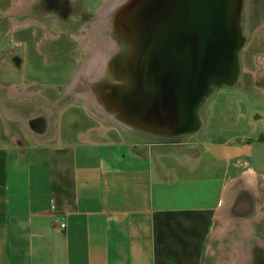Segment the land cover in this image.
<instances>
[{"label":"crops","instance_id":"crops-1","mask_svg":"<svg viewBox=\"0 0 264 264\" xmlns=\"http://www.w3.org/2000/svg\"><path fill=\"white\" fill-rule=\"evenodd\" d=\"M35 1L0 0V17L25 18L0 44V264H203L233 192L264 191V0L227 102L238 127L196 149L66 103L82 46L48 0L29 15Z\"/></svg>","mask_w":264,"mask_h":264},{"label":"water","instance_id":"water-1","mask_svg":"<svg viewBox=\"0 0 264 264\" xmlns=\"http://www.w3.org/2000/svg\"><path fill=\"white\" fill-rule=\"evenodd\" d=\"M242 2L128 0L116 7L111 34L123 44L102 98L126 124L156 137L197 130V110L211 90L237 82Z\"/></svg>","mask_w":264,"mask_h":264},{"label":"rangeland","instance_id":"rangeland-1","mask_svg":"<svg viewBox=\"0 0 264 264\" xmlns=\"http://www.w3.org/2000/svg\"><path fill=\"white\" fill-rule=\"evenodd\" d=\"M69 1L48 0V3H50L48 10L54 13L58 11L57 15L60 18L62 26L72 31L81 44L83 55L82 63L78 69L79 72L84 68L88 57L96 51L94 49H96L99 41L102 42L104 47L110 43L112 27L110 19L105 22L103 19H99L98 15L102 8L105 7L106 0H76L77 2L73 4H70ZM242 4L243 8L239 17V27L244 40L238 53L239 74L237 82L233 86L214 87L211 90L209 96L205 98L197 110V121L199 122L197 130L190 133L156 137V141L160 140L159 142L170 144V147L173 148L196 149L203 142L226 139L232 133L229 130L235 126L236 128L238 127L237 124L233 123L238 109L234 113L232 108L227 106V102L233 101L234 96H241L236 91L241 85L240 81L245 86L248 83V76L243 74L240 63L244 47L247 46L244 34L248 30L247 15L248 10L252 6V1L243 0ZM33 5V10L31 9L28 12L29 15H32L38 6L44 8L46 3L45 0H36ZM44 9L46 10V8ZM70 18L74 20L72 21ZM24 19L22 15H17L15 21H10L6 17H0V44L5 39V32L11 26L22 24V20ZM101 23L106 24V28L103 31H101ZM115 42L117 49L120 51L123 43L120 44L116 39ZM102 53L106 54L108 52L102 50ZM107 64L109 72H102L101 76L98 75L97 71L99 65L97 67L92 65L89 68L88 75L84 76V80L79 81L77 79L79 83H77L76 89H71L77 78L75 76L71 85L65 89L66 96L64 101L67 103L75 100L78 103L86 105L91 112L100 118L106 119L111 117L116 124L125 125L126 122L122 121L115 111H112L109 103H107L106 99L102 98V94L100 93L101 89L109 84L110 78L108 74L113 71V64H110V62ZM112 79L115 83H119L116 77ZM79 96H86L88 98H85V100ZM228 118L229 120H227ZM129 126L133 127L132 125ZM133 128L140 131L136 127ZM241 191V194L236 191L233 192L234 195L230 199V205L225 206L219 213L215 226H213L205 244L203 264H238L239 253L234 247L241 243L243 245V255L246 257L244 264H264V191H259L257 195H254L249 190L242 189ZM259 208L260 210H258ZM244 223H250L251 225V232L247 236H243L242 232Z\"/></svg>","mask_w":264,"mask_h":264},{"label":"bare ground","instance_id":"bare-ground-1","mask_svg":"<svg viewBox=\"0 0 264 264\" xmlns=\"http://www.w3.org/2000/svg\"><path fill=\"white\" fill-rule=\"evenodd\" d=\"M127 1L128 0H106L105 7L102 8V10L98 13L99 19L101 18V19H103V21L107 22V20H109V19L112 18L111 17L112 14L116 12L115 11L116 10L115 8L116 7H119V6H125V3ZM101 26H102L101 27V31H103L106 28V24H102L101 23ZM113 38H115V37H113L112 34H111L110 43H108L107 45H105V47L102 44V42L99 41V43L96 46V49H94L96 51L94 53H92L88 57V60H87L86 64L84 65V68L81 71H79L77 73V75H75V76H77V78L75 80V83L71 86L72 87L71 89H73V88L76 89L77 83H79L80 80H84L83 79L84 76H87L88 75L89 68L92 65H95V67H97L99 65L98 68H97V71L99 73L98 75H100V76L102 75V72L103 73L109 72L108 71V64L107 63H109L112 59H114L115 54L118 51V49L116 47L115 39H113ZM102 50H106L108 53H106V54L105 53H102ZM77 79H79V81ZM79 97L84 98V99L85 98H88L86 96H79Z\"/></svg>","mask_w":264,"mask_h":264},{"label":"built area","instance_id":"built-area-1","mask_svg":"<svg viewBox=\"0 0 264 264\" xmlns=\"http://www.w3.org/2000/svg\"><path fill=\"white\" fill-rule=\"evenodd\" d=\"M59 228H60L61 230H63V229L65 228V224H64V223H61L60 226H59Z\"/></svg>","mask_w":264,"mask_h":264}]
</instances>
